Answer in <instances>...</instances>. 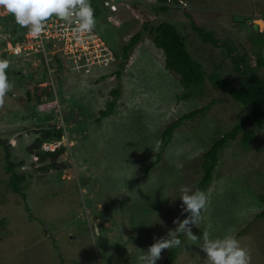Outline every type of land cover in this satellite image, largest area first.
Segmentation results:
<instances>
[{"label":"rangeland","instance_id":"obj_1","mask_svg":"<svg viewBox=\"0 0 264 264\" xmlns=\"http://www.w3.org/2000/svg\"><path fill=\"white\" fill-rule=\"evenodd\" d=\"M119 1L114 20L109 12L105 19L95 15L114 56V49L121 53L145 21H172L191 54L229 87L206 79L201 94L182 98L187 90L179 75L166 68L149 31L125 61L119 55L91 69L67 59L59 68L55 60L50 75L36 55L9 59L18 73H11V87L0 100V137L13 143V159H23L32 176L25 195L13 192L0 146V264H140L139 257L156 240L176 238L180 231H173L186 213L180 186L200 190L204 153L249 110L230 95L231 87L241 88L245 81L227 45L234 55L247 53L251 72L264 77L253 41L254 20H264V0ZM155 4L169 9L155 10ZM133 18L137 23L118 28ZM191 19L212 31L221 45L202 42ZM110 100L116 101L113 111L101 116ZM205 105L208 110L183 121L164 146V129ZM54 126L62 135L54 138L51 150L62 147L61 152L43 160L31 156L30 145L40 135L36 130ZM246 128L256 130V139L246 146L240 134L220 151L203 190L208 201L201 220L189 227L198 239L203 232L213 238L233 235L248 251L250 264H264V216L259 215L264 209V136L251 123ZM158 152L161 161L147 169ZM50 163L59 166L41 169ZM94 225L101 229L95 243ZM200 243L182 232L173 264H211ZM170 248L162 250L156 264Z\"/></svg>","mask_w":264,"mask_h":264},{"label":"trees","instance_id":"obj_2","mask_svg":"<svg viewBox=\"0 0 264 264\" xmlns=\"http://www.w3.org/2000/svg\"><path fill=\"white\" fill-rule=\"evenodd\" d=\"M161 1V0H158ZM179 2V0H172V2ZM91 5L94 9V16H99V19H105V12H109L114 20V16L118 13L119 10L113 11L108 6L105 5L104 0H90ZM120 1H118L119 3ZM120 5V4H119ZM155 10H160L166 12L169 7L161 6L158 4L154 5ZM97 18V17H96ZM99 19H96L98 21ZM5 27L12 26V34L15 38H21L26 32H28L27 27H21L15 22L12 17L5 18ZM110 22V20H109ZM137 23L136 18L129 20L128 22L118 25V28H129L133 23ZM143 29L135 32L128 42L122 45V52L119 53L116 49L115 56L122 57V60H126L129 56L130 51L143 40V35L146 31H149L154 35L153 42L155 46L161 49L165 56V66L168 70L176 73L180 77V82L187 90V93L182 95V98H187L189 95L197 96L203 92L206 79L211 83L217 85L220 88L229 87V83L226 79L221 77L217 72L208 73L205 67L200 61L196 59L195 56L191 54L188 48V42L186 37L180 32L177 25L172 21H161L157 24H152L151 21H145L142 23ZM99 33H101L96 24L94 27ZM191 28L196 32L202 42L211 43L214 45H221L219 39L212 31H207L201 28L191 19ZM253 33L256 34V38L253 39L255 46L258 50L256 64L258 67L264 66V52H261L260 46L264 42V30H256L253 28ZM103 35V34H101ZM104 36V35H103ZM106 37V36H105ZM106 39H109L106 37ZM109 42V40H108ZM111 45V44H110ZM113 47V45H111ZM226 47V45H225ZM114 48V47H113ZM227 53L232 56L233 62L235 65V70L237 73L243 77L245 81L244 85L241 88L231 87L230 95L242 106L248 107L249 110L244 118H242L238 123H236L229 131L225 132L221 137L216 139L211 147L204 153L203 162H202V177L198 181V186L200 190H204L207 185L211 182L213 178V172L217 166L218 158L220 151L226 146V144L238 138L241 134V140L244 145H250L257 137L255 129L246 128V125L251 123L254 127L258 128L262 135L264 136V77H258L257 75L251 72L252 66L246 62V59L249 57L247 53L234 55L231 51V47L227 45ZM39 60L42 58L39 54H35ZM34 56V55H31ZM13 56L8 54H1L0 59L9 60ZM195 57V58H194ZM43 60V59H42ZM59 68L63 66V62L59 57L55 58ZM123 62V61H122ZM121 64V63H120ZM7 76L11 73L17 74L18 71H14L10 66L6 69ZM116 75H121V71H115ZM46 77V72L44 73V78ZM48 78V77H47ZM49 93V90L46 91ZM114 94L118 93V89H113ZM116 105L115 100H110L107 102L106 109L101 111V116L109 115ZM209 108V105H205L201 108L191 110L182 116L175 119L171 122L163 131L162 137L164 140V146H167L172 137L173 132L177 129L183 121L186 119L193 118L197 115L205 113ZM37 129V128H36ZM40 133L34 142L30 145L29 152L32 154H38L39 159L43 160L48 156H56L62 150V147L59 149H49L45 150L43 148V143L47 140H55L62 135V129L50 127L43 130H36ZM55 138V139H54ZM0 146L5 150V172L9 175V188L15 193H21L25 195L23 189L30 182L32 173L24 169L25 161L14 160L12 155L13 143L6 138L0 137ZM34 157V156H33ZM162 152H158L157 158L150 162L147 169L153 167L158 162L161 161ZM34 160V159H33ZM57 167L59 164L50 163L47 165H42L41 169H48L50 167ZM262 201L264 202V196H262ZM188 213H185V217ZM260 216H264V209L259 213ZM4 220H0V224H3ZM180 241H182V231L176 236ZM181 244V243H180ZM179 245L171 247L166 255V257L161 261L160 264H173L178 258Z\"/></svg>","mask_w":264,"mask_h":264},{"label":"clouds","instance_id":"obj_3","mask_svg":"<svg viewBox=\"0 0 264 264\" xmlns=\"http://www.w3.org/2000/svg\"><path fill=\"white\" fill-rule=\"evenodd\" d=\"M166 1L171 2L172 0ZM179 2L183 3V0H179ZM0 6L13 14L18 25L27 27L33 37L39 36L45 30L47 19L53 15L68 22L75 19L77 22L76 30L81 33H91L96 24L94 9L90 0H0ZM8 66V60L0 59V100L11 87L6 72ZM179 191L181 193L179 198L183 202L182 211L187 212L188 215L178 222V227L173 232L182 231L194 240H202L200 248L211 264H250L248 251L240 246L235 236L229 234L223 238H213L208 232H203L198 239L196 235H193L189 225H198L208 197L206 192L193 190L188 185L180 186ZM92 231L93 243H95L100 237L101 229L94 225ZM180 243L181 241L175 236L171 239L156 240L139 257L140 264H156L163 249Z\"/></svg>","mask_w":264,"mask_h":264},{"label":"built area","instance_id":"obj_4","mask_svg":"<svg viewBox=\"0 0 264 264\" xmlns=\"http://www.w3.org/2000/svg\"><path fill=\"white\" fill-rule=\"evenodd\" d=\"M118 1L104 0V3L111 10L117 11ZM7 17H12L15 21L13 14L0 6V55L6 53L9 56L26 57L39 54L50 75L56 57L62 62L63 59H67L83 64V67L88 69L108 65L115 60L112 49L101 34L95 28L91 33L78 32L75 19L68 22L53 15L47 19L45 30L39 36L33 37L28 31L21 38H15L12 34V26L5 27L4 21ZM55 142L57 141L47 140L43 143V148L49 150L53 148Z\"/></svg>","mask_w":264,"mask_h":264},{"label":"water","instance_id":"obj_5","mask_svg":"<svg viewBox=\"0 0 264 264\" xmlns=\"http://www.w3.org/2000/svg\"><path fill=\"white\" fill-rule=\"evenodd\" d=\"M264 28V20L263 19H255L254 20V29L263 30Z\"/></svg>","mask_w":264,"mask_h":264}]
</instances>
